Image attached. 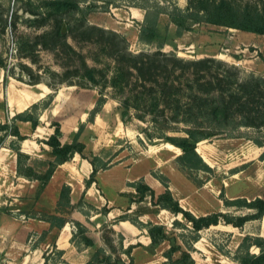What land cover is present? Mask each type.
<instances>
[{
    "label": "rangeland",
    "instance_id": "obj_1",
    "mask_svg": "<svg viewBox=\"0 0 264 264\" xmlns=\"http://www.w3.org/2000/svg\"><path fill=\"white\" fill-rule=\"evenodd\" d=\"M78 1L83 9V12H80L81 16L85 15L91 24L126 35L130 49L134 52L154 51L161 48L167 52H176L185 58L214 56L238 65L244 76L250 73L264 76V34L207 22L198 23L193 30L178 34L176 25L171 22L169 15L162 11L176 5L185 9L188 0ZM236 1L240 4L256 3L259 7L264 5V0ZM38 3L39 0H0L2 16V19L0 18V58L16 76L24 80L30 78L22 68V64H27L34 69L35 73H40L44 80L55 82L56 79L48 68L60 73L67 68L73 71L76 62L68 63L64 52L58 55L54 50L41 45L37 48L38 56H35L37 58L35 62L29 56L23 55L19 48V41L23 37L35 40L39 33L54 24L53 20H49L44 22V26H35L41 25L39 24L41 21L35 20V15L28 8L36 7ZM147 12L148 17L145 19ZM65 19L62 25L63 28L66 25V30L63 29V31L67 32V25L72 23V20L68 17ZM142 25H157L159 33L157 38L152 42L141 41L139 33ZM69 40L88 57L91 65L97 64L107 69L112 65V59L108 58L102 50L98 39L75 41L70 37ZM77 61L79 65V60ZM67 79L75 81L80 78L70 74ZM17 80L20 86L29 84L18 78ZM40 87L48 93L43 100H47L53 93L58 94V106L64 109L63 113L70 114L84 110L82 115L85 120L80 127L81 138L86 143L85 151L88 155H99L101 159L109 162L107 168H100V174L97 173V184L94 183V186L99 188L100 185L101 193L112 197V203L108 202L110 206L112 205V212L107 214L102 212L97 215L99 211L109 207L108 204L99 208L95 207L92 204L94 201L87 198L86 191L82 193L78 186L74 192L78 198L74 207L55 205L59 190L58 185L51 184L49 188L45 186L38 188L37 191L29 188L32 195L31 197L22 196L18 202L21 209L12 205L1 206L0 214L6 220L11 218L18 222L19 219L23 223L31 218L30 221L35 227L42 230L45 223L42 224L39 220L45 219L52 225L48 220L50 214L57 213L72 221L76 210L87 211L94 219L89 232L95 236H101L106 247L123 256L126 260L125 264H164L167 258L163 253L170 246V242L165 241L156 249H149L151 240L145 224L151 221L162 223L168 230H174L181 242L193 241L192 225L183 214L176 215L168 209L155 205L151 196H147L142 201H131L137 195L135 188L129 184L130 181L144 179L159 193L165 189L161 180L164 177L174 196L186 209L193 211L196 215L220 210L229 211L232 214L252 212L253 210L248 208L225 205V197L249 199L256 196L264 197V157H261L264 148L259 149L254 141L255 138H264V127L261 129L246 126L230 127L222 134L199 141L197 149L212 168L211 170L187 168L180 166L177 161V156L183 152V149L165 138L158 136L150 138L144 132V128L152 132L158 131L154 124L150 120L137 118L134 115L135 110L126 115L118 100L121 94L112 87L104 88L105 108L104 106L99 108L97 112L101 111V115L98 116L97 122L93 121V125L91 121L94 120L97 112L93 115L91 113L95 110L100 96L98 86L86 88L77 84L63 83L57 91H54L46 82H41L40 86L32 85V88L36 90H40ZM93 100H95V107L89 108L88 102ZM3 108L0 105V109L3 110ZM124 114L125 119L128 118L127 121H124ZM62 118L58 117V119ZM184 127V124H180L177 131H169L168 134H185L182 130ZM30 137L33 138L32 135ZM9 139L7 142L9 145L16 140L15 137ZM42 153L44 155H36L31 160L39 170L45 169L46 160L51 157L48 150L43 149ZM7 176L12 177L11 173ZM57 180L60 181V177ZM33 197L36 199L34 200ZM121 215H126L128 218L126 220L134 225V233H132L134 242H138L139 239L143 242L149 241L146 248L143 245H137L133 263L130 262L129 256L122 252L123 248L119 243ZM104 216L107 217L105 221ZM175 219L180 222L175 224ZM86 223L90 224L88 220ZM260 225L259 218L247 221L242 227L220 222L202 229L199 239L193 242L192 253L196 264H238L233 259V255L237 252L239 244L246 234L261 235L259 234ZM57 228L53 230L52 237ZM109 238H112V242L107 240ZM2 249H7L5 243H0V251ZM251 251L258 253L260 248L253 245ZM45 255L50 264L62 262L61 252L56 247ZM6 257L4 250L0 253V264H8Z\"/></svg>",
    "mask_w": 264,
    "mask_h": 264
},
{
    "label": "trees",
    "instance_id": "obj_2",
    "mask_svg": "<svg viewBox=\"0 0 264 264\" xmlns=\"http://www.w3.org/2000/svg\"><path fill=\"white\" fill-rule=\"evenodd\" d=\"M28 10L35 15V20L41 21L39 23L41 25H35L36 27L44 26V22L49 20H53L54 24L39 33L35 40L23 37L19 41L20 52L35 62H37L35 56H38L37 48L40 45L54 50L58 55L64 52L68 63L76 62L75 69L71 71L67 68L60 73L48 68L56 79L55 82H51L44 80L40 73H35L31 66L22 64L23 70L30 76L28 80H24L16 76L0 58V66L6 70L5 85L9 76H14L32 85L46 82L54 91H57L63 83L77 84L86 88L98 86L100 96L92 115L105 103L103 90L110 86L121 94L118 100L126 115L135 110L134 115L137 118L150 120L154 124L158 131L152 132L144 128V132L150 138L162 137L183 149V152L177 156V161L180 166L187 168L203 170L212 168L197 149L199 141L222 134L230 127L246 126L257 129L264 127V76L262 75L250 73L244 76L238 65L214 56L185 58L176 52H167L161 48L154 51L134 52L130 49L126 35L91 24L85 15L81 16L80 12H83V9L78 0H39L36 7H30ZM162 12L169 15L171 22L177 27L178 34L193 30L195 25L201 22L264 34V5L259 7L256 3L240 4L236 0H188L185 9L176 5ZM66 17L70 18L72 23L67 25L68 31L64 32L62 23ZM147 17L148 12L145 19ZM0 18L2 19L1 15ZM4 27L6 28V25ZM139 34L141 41L152 42L159 34L158 26L142 25ZM70 37L75 41L98 39L102 50L112 59V65L108 69L97 64L91 65L88 57L69 40ZM94 60L97 61V58L94 57ZM70 74H75L80 79L75 81L67 79ZM54 96L53 93L47 100L35 102L5 121L0 120V148L8 136L13 135L16 140L10 143V147L17 152L18 174L38 180L40 188L50 181L60 164L80 153L93 164V171L86 179V186H90L93 182H97L100 168H107L109 162L101 159L99 155L86 153V143L80 137L81 127L71 141L62 142L63 131L60 120L52 122L54 132L44 139V142L50 146L49 152L53 158L46 160V167L43 170L37 169L31 162L33 157L21 149L20 142L29 135L21 131L19 121H30L32 130H35L40 123V113L50 105ZM5 104L1 102L0 105L5 107ZM125 114L124 121H127ZM180 124L185 125L182 129L185 134H168L169 131H177ZM254 141L259 146H264V138H255ZM261 157H264V151ZM99 160L100 164H98ZM161 180L165 189L159 193L144 179L130 181L129 184L135 188L137 195L131 201H142L147 196H151L155 205L168 209L176 215L183 214L192 225L193 241L181 242L179 235L174 230H168L166 225L152 221L145 224L151 238L149 249L154 250L165 241L170 242V246L163 253L167 258L164 264H196L192 253L193 242L199 239L200 231L206 227L220 222L242 227L247 221L262 218L264 215L263 196L252 199L225 197V205L248 208L253 210L252 212L232 214L220 210L196 215L186 209L174 196L168 181L164 177ZM58 206L74 207L70 185H63ZM102 212L107 214L109 208L105 207ZM126 217L121 215L119 218L128 219ZM48 220L57 227H62L68 221L65 216L57 213L50 214ZM72 222L76 226L72 241H76L78 245L83 243L86 246H94V239L89 235V227L78 219H72ZM174 222L178 224L180 221L175 219ZM123 239V235L120 234L119 243L123 248L122 252L126 253L133 263V249L142 244H131L124 248ZM107 240L111 241L112 238ZM253 245L260 248L258 253L251 251ZM233 259L238 264H264V235L246 234ZM125 263L126 260L121 254L112 252V249L107 252L105 247L98 246L95 247L90 260L81 264Z\"/></svg>",
    "mask_w": 264,
    "mask_h": 264
},
{
    "label": "crops",
    "instance_id": "obj_3",
    "mask_svg": "<svg viewBox=\"0 0 264 264\" xmlns=\"http://www.w3.org/2000/svg\"><path fill=\"white\" fill-rule=\"evenodd\" d=\"M137 19L141 20L140 17H137ZM5 77L6 70L0 66V104L1 102L6 103L3 110L0 109V120L2 121L11 118L17 112L25 110L33 103L42 101L48 94L42 87L39 88L40 90H36L32 88L31 84H27L26 86L18 85V80L14 76H9L5 85ZM40 84L41 83H38L36 86H40ZM57 100L58 94L54 96L50 105L42 110L40 113V123L35 130H32L30 121H19L21 131L24 134L29 135L28 138L20 142L21 149L32 157H35L36 155H44V153H42L43 149L48 151L51 150L50 146L44 142V139H47L54 132L55 128L52 125V122L58 120V117H63L62 119H59L63 131L62 142L71 141L74 134L79 130L80 125L85 120V117L82 115L84 110H79L75 113L71 112L70 114L63 113L64 109L58 106ZM105 104L106 103L103 104L104 108ZM88 107L94 108L95 100L88 102ZM80 111L82 113H80ZM100 112H97L94 116V120L91 121L92 125L93 121L97 122L99 120L98 116L101 115ZM31 135L33 138L30 137ZM12 138H14L13 135L8 136L4 145L0 148V207L4 205H12L21 209L18 202H20L22 196L28 195L31 197L32 194L30 193V189L34 188L35 191H37L38 188H40V182L36 179H29L18 174L17 152L7 143L8 139L11 140ZM256 145L259 149L264 148V146ZM52 158L53 157L51 156L50 159ZM92 171V162L80 153H76L73 158L60 164L56 168L50 181L45 185L47 188H49L51 184L58 185L57 189L59 190V193L55 198V205H58L61 189L64 184L70 185L72 189V203H75L78 200L74 193L77 190V186L81 189L82 193L86 191L87 198L93 200L94 202L92 204L97 208L106 206L108 202L112 203L111 196H106L101 193L100 185L99 188L94 186V183L97 184V182H93L90 186H86V179L90 177ZM99 171L98 174H100ZM10 173L12 177L7 176ZM59 177L61 179L60 181L57 180ZM83 181L84 183H82ZM33 198L34 200L36 199V197ZM108 206V213H111L112 205L110 206L108 204ZM75 213V218L73 219H78L85 223L89 228H92L90 225H93L92 222L94 219L87 214V211L76 210ZM101 213L102 211H99L97 215ZM30 219L21 223L19 219L18 222H15L13 219L11 220V218L6 220L5 217L0 214V243H5V247L7 248L2 250H5V254L7 255L6 261L8 264H50L44 255L45 253L49 254L53 250V247H56L58 251L62 252V262H59V264H64L65 262H63V260L72 264L86 263L90 260L95 247L98 246L105 247L107 252L111 251L110 248L106 247L104 239L99 235L95 236L91 234V231L89 232V235L94 239V246H86L83 243L78 245L76 241H72L73 232L76 230V226L69 219L62 227L58 228L56 225H50L47 220L40 219L39 222L42 224L45 223L42 230H38ZM106 219L107 217L104 216V221ZM260 219L261 225L259 234L264 235V215ZM87 220L90 224L86 223ZM128 221L129 220L122 219L119 224L120 232L124 237L123 247L127 248L129 245L136 243H141L142 245L147 246L149 241L143 242L139 239L138 242H134L132 240L134 225ZM97 224H99V222H97ZM114 226H117V224H114ZM55 228L58 230L54 237H52L51 234ZM43 233H45L44 236L40 237ZM148 237L150 238L149 235ZM136 248L137 246L133 249V254L135 253ZM2 250L0 253L3 252Z\"/></svg>",
    "mask_w": 264,
    "mask_h": 264
},
{
    "label": "water",
    "instance_id": "obj_4",
    "mask_svg": "<svg viewBox=\"0 0 264 264\" xmlns=\"http://www.w3.org/2000/svg\"><path fill=\"white\" fill-rule=\"evenodd\" d=\"M63 29L66 30V25H64V28Z\"/></svg>",
    "mask_w": 264,
    "mask_h": 264
}]
</instances>
